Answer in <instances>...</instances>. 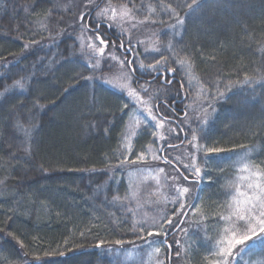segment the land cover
Wrapping results in <instances>:
<instances>
[{"label": "trees", "instance_id": "16d2710c", "mask_svg": "<svg viewBox=\"0 0 264 264\" xmlns=\"http://www.w3.org/2000/svg\"><path fill=\"white\" fill-rule=\"evenodd\" d=\"M63 1L0 0V264H144L148 240H162L165 263L170 264L171 242L184 224L167 233L160 231L161 224L168 228L165 223L175 214L173 203L165 204L164 210L143 203L136 211V199L144 198L154 185H141L137 193H130L125 183L128 173L122 170L128 167L120 137L131 100L103 86V65L93 70L94 59L89 65L76 52V33L82 22L74 19L75 1ZM112 1L98 0L79 21L83 20L97 42V36L103 34L107 45L116 46L121 42L113 30L108 31L106 21H93L96 12ZM124 2L145 18L139 37L150 33L159 47L157 56L150 54L151 61L166 58L167 66L174 70L172 75L178 74L179 61L191 66L205 91L204 111L209 103L217 109L205 132H199L197 124L193 130L205 137L208 147L228 151L208 166L205 178L210 179H204L201 188L196 184L187 211L190 214L197 204H206L200 209L205 216L190 239L187 264H210V247L224 236V227H219L224 221H217L225 214L222 206L228 204L226 194L235 166L246 155V163L253 169H264V0H197L201 6H193L194 11L188 7L192 0ZM64 3L75 8L64 11L59 6ZM179 18L183 24L177 23ZM171 28L177 30L174 35ZM146 72L147 77L153 76L148 69ZM246 76L254 82L243 83ZM174 77L171 84L159 78L148 81L149 88L160 90L155 97L146 98L156 107L154 114L159 112L162 122L167 120L168 132L175 129L180 134L175 123L181 120L168 118H175L172 108L186 106L192 93L181 77L180 82ZM217 85L222 91L224 85L230 86L227 99H208ZM173 100L179 104L174 105ZM193 127L187 128L189 141ZM141 128L128 160L138 156L142 146L153 144L152 129ZM178 134L168 135L162 146L166 151L185 147L184 157L190 160L195 150L187 140L178 145ZM170 145L177 146L168 148ZM203 155L197 153L201 168ZM172 163L184 175L189 174L176 161ZM179 178L184 185L195 184ZM226 179L228 192L223 188ZM148 197H157L153 203L158 204V193L145 199ZM147 213L155 220L143 221L142 230L135 216ZM149 231L153 236L147 235ZM118 239L124 243L116 245ZM110 247L138 255L134 262L111 259ZM253 259L264 264L259 249L246 254L242 262Z\"/></svg>", "mask_w": 264, "mask_h": 264}, {"label": "rangeland", "instance_id": "374dc122", "mask_svg": "<svg viewBox=\"0 0 264 264\" xmlns=\"http://www.w3.org/2000/svg\"><path fill=\"white\" fill-rule=\"evenodd\" d=\"M60 1L64 2L63 0H60ZM74 1H75V5L77 6V8L69 7L68 4H65V3L62 6L61 4H59V6L64 11H67L68 9H71V8H75L74 11H76V16L74 19L78 22H82L81 29L79 30V32L76 33V44H78V49L76 50V52L82 53L81 54L82 60L84 61V63H87L89 65H91V58L94 59L93 60L94 65L99 60L100 63L98 66L103 65V71H102V74L100 75L102 76L101 83L103 84V86H107L112 91L114 92L116 91L117 93L123 96L125 95L129 98V100H131L130 109L127 111V114L123 116L124 131L122 133L123 135L120 137L121 145H122L121 149L123 148V150H125V154H124L125 162L124 163H125V166L128 167L127 169L124 168L122 170L128 173L125 179V183L130 189V193H137L141 185L150 184V185H154V188H152V190H150L148 194L145 195V197L150 196L152 193H155V194L158 193V195H160L158 204L153 203V201L154 202L157 201L156 199L157 197H153V199H151L152 197H148L146 199L145 197L142 199H136V201L139 204L136 211L140 210L138 209L139 206L141 208L144 207L143 203H147L148 207L150 205L152 207L154 206V207H158L164 210L165 204L169 202L170 204L172 203L174 204V207H173L174 209H172V207L171 209L175 210L174 213H176V211L180 209V203L174 202L177 198V193L174 187L173 178H176L175 183L178 184L179 186L188 187L190 189L189 193H186L185 196L181 198V202L185 204V208L181 210L180 212L181 216H183L186 213L184 216L186 217V219L184 220V223H183L184 224L183 229L187 230V234L185 233V231L181 230L178 233V236H176L173 239V242H171V245L173 246V249H174V253H173V260L170 262V264H187L188 253L190 252V249L192 247L190 245L191 244L190 239L193 236L192 234L193 231L197 229V225L199 224V221H201L203 217L205 216L202 210L200 209L203 208L204 206L206 207V204L205 202H203L202 203L203 207H202L201 203H199L197 204L199 205L198 209L197 207H195V209L192 210V213L190 214L187 213L188 209L190 208L189 205L193 203L192 201H193V197L196 194V187H197L196 184L197 183L195 182V177L193 176V174L189 172V174L187 175L188 176L187 181L195 183V184L194 185H191V184L184 185L179 178L180 173H183L182 170H180L179 168L177 169L176 165L172 163L173 161H176L177 164L183 170H185L184 165L191 162V160H188L187 158L184 157V152L187 149L183 147L180 149L176 148L177 150L172 149V150L166 151L167 147L162 146L164 141L167 138H169L168 135H171L173 133L178 134V132L173 131L169 133L168 132L169 128L166 127L165 123H164L163 128L156 129L154 127V122L151 120V117L148 115L149 109H153V115H156L154 114L155 106L149 103L147 105L137 104L135 100L128 95L129 90H139L135 88L137 86L138 88H143L147 90L146 92L138 91V95L140 99L147 100L146 97L148 96L155 97L156 96L155 94L157 91L160 90V87L157 88L156 86H153L152 88L150 86L149 88L146 83H142L141 81L135 82L134 80H128L126 74L130 73L132 71V68L130 67V70H129V67H123L121 64L122 60L134 58L135 67L138 68L141 63H143V65L145 66L143 75H141L139 71H136L135 73H137L139 77L142 76V77L147 78V74H145V72L148 69L147 66L149 64H155L156 62V61H151L152 57L150 54L152 55L156 53L159 54L160 53V50L158 51L159 47H157V43H155L154 37L153 36L151 37L150 33L149 35H146V36H140L141 38L139 37L138 34L140 33L141 30H138V29H140L141 23L145 21V18L144 16H141L138 14L137 12L138 9H134V10L129 9L128 3L124 2V0H121L122 2H117L120 0L109 2L106 4V6H103L100 10H98L99 12H96V16H95V19H93V21H96V22H101V20L106 21L108 31L113 30L117 35L118 42L119 40L121 42L118 45H116L115 48L109 45L105 46V45L100 44L99 42H97L95 37L93 36L90 37L88 33L89 31L86 30V26H85V23H83V20L79 21V17L82 15V13H87L90 10V8L98 2V0H74ZM176 29L178 30L177 27ZM176 29L171 28L170 30L171 35L172 34L174 35L177 32ZM128 41H131V45L128 44ZM122 43L124 44L125 47H129V46L133 47L134 49L133 52L126 53L124 49L120 47ZM101 47L105 48L103 57H101V54L99 52V48ZM84 53L89 54L90 56L89 55L84 56L83 55ZM113 54L116 57L115 60L111 59V56ZM157 54L155 56H157ZM108 64L113 65L111 70L108 69V66H107ZM177 66L178 67L176 68V71L178 72V74L174 73L172 75L173 76L172 81L176 80V78L174 77L175 75L177 76L178 79L181 77L182 80H184L185 85L188 87V90L190 91L189 93H192L189 103H187L186 106L180 107L181 109L180 114H183L184 116L182 118H179V117L177 118L180 119L181 122L175 123L180 131V134H178V137H180V143H177V144L181 145L183 142L187 140L185 139L186 134L188 133L187 128L190 129V127H193L194 125V127L191 129V131H193L195 127L197 128L198 124L203 123L204 117L206 114L204 111L206 104L204 103V98H203L205 91L203 90V88H201L200 82H198L197 78L195 77L194 72L192 71V67L180 61L177 62ZM148 72H150L149 69H148ZM107 81L112 82V84H116L117 87L110 86V84L107 83ZM179 82H180V79H179ZM122 83L129 84L130 88L119 90L118 85ZM139 92H142V94L145 97L141 96ZM183 98L180 99L179 103L181 102V100L183 101ZM158 114L160 113L158 112ZM191 115L193 116L191 117ZM157 118L161 119L159 118V116H157ZM142 125H145V126L147 125L148 128L150 127L152 129V131L153 130L156 131V132L153 131L156 133L155 136L153 135V132L150 131L151 133L150 136H152L150 138L153 140V144L150 143V145L146 147L142 146L141 148L142 150L138 152V156L136 153L132 160H128V158L131 157V155H133L132 148L134 147L136 138L142 133V128H141ZM182 127L184 131L180 130ZM171 129L172 128H170V130ZM191 140H192V136L190 138V141ZM187 142H189V139L187 140ZM176 146L177 145H172V146H168V148L169 147L175 148ZM190 147L192 148V145ZM131 152L132 154L129 155ZM141 156H143L142 159L140 158ZM125 157L127 159H125ZM166 160L170 161V163H167ZM197 163H198V166L201 167V164L198 158H197ZM233 163L237 164V161H233ZM243 163H246V160H244ZM243 163L241 162L238 164V166H235L236 172L233 174L234 180H232L231 188L230 187L228 188L229 183L227 182V179L223 181L224 182L223 188L226 189L225 188L226 186L229 189V192L226 189V191L228 192L227 194L228 198L226 199L225 197V199L228 201V204L225 206L224 205L222 206V209L224 208V210H222L225 213L224 215H229L232 210L231 208H229V205L232 203L231 196L235 194V184H238V183L246 184V182H241L239 180L240 176L248 175L247 172L241 171ZM161 169H163V171H160ZM252 170L255 171V169L253 168ZM207 178H205L204 176V179H207ZM223 179L224 178H221V180ZM201 183L198 186L199 188H201L200 186ZM199 194L200 192H197V196H199ZM143 216L136 214L135 217L138 218L136 223L143 224V221L145 220H148L151 223L155 220L154 215L147 213L146 216L145 214H143ZM170 219H172L176 223H178L179 221L176 219L175 214L174 216L170 217ZM165 225L168 226L167 222L165 223ZM219 227L221 228L224 227L225 229L226 227H229V226L225 222H223L222 225L219 224ZM224 229H223V232H224ZM231 235L232 233L229 232L228 236L225 237L224 235L222 239L226 240L230 238ZM237 238H239V236H237ZM222 239H220L219 241H221ZM177 241H179V244H177ZM218 242L217 244L216 242L213 243L210 247L211 248V251L209 254L210 258L207 257V261L210 264H214V261L217 259V257L213 255L212 253L214 251H218V248L220 246H224V245L219 244ZM166 243L170 247L169 245L170 243L168 241ZM147 244H148V248H147V251L144 257L145 258L144 264H168V263H165L164 255L165 254L167 255V253H165V251L163 250L162 240H155V241L148 240ZM156 248H160L159 253L155 251ZM169 249L171 252L172 248H169ZM118 250L120 249L117 248L116 251H110L109 257L111 259L113 257H117V259H120V260H123L124 258L126 259V261H129L131 259L132 261L136 259V256L138 255L134 251L133 252L132 251L120 252ZM241 264H263V263L257 260L255 261V259H253L252 262H250V260H245Z\"/></svg>", "mask_w": 264, "mask_h": 264}, {"label": "snow or ice", "instance_id": "6c2138e0", "mask_svg": "<svg viewBox=\"0 0 264 264\" xmlns=\"http://www.w3.org/2000/svg\"><path fill=\"white\" fill-rule=\"evenodd\" d=\"M199 8L201 5L197 2V0H192V4L188 5L189 9L191 11H194L195 8ZM173 13H175V10H172ZM127 14V13H125ZM187 15V13H186ZM83 16V14H82ZM178 24H183L184 20L183 18H179L177 20ZM99 29V25L97 26V31ZM97 39H99L100 44L107 46L108 38L104 36L103 34H100L97 36ZM128 44L131 45V41H128ZM113 48H115V44L113 43ZM28 45H25V48H27ZM122 49L126 53L133 52V47H125L122 43L120 45ZM99 52L101 54V57L104 56L105 48L101 47L99 48ZM111 59L115 60L116 57L113 54L111 56ZM100 61L98 60L96 65H91L93 70H95ZM121 64L123 67H131L132 72L127 73V79L128 80H134L135 82H138V78L134 76V73L136 71H139L141 75L144 74V65L141 63L139 67H135V59H126L122 60ZM108 69L111 70L113 67L112 64H108ZM147 68L155 73L157 77L160 76L161 72L164 74H171L174 72L173 69L169 68L167 66V59L163 58L161 60H157L155 64H149ZM88 79H93L92 77H89ZM254 81L250 80L247 76L245 77L243 83L250 84ZM17 84H20V81L16 82ZM107 83L110 84L112 87H117L116 84H112V82L107 81ZM168 84H171V80H167ZM22 86V85H21ZM183 87V84L181 85ZM125 88H130L129 84L122 83L118 85L119 90H123ZM223 91L221 90V86L217 85L215 90L209 94L208 99L210 100H225L227 99V96L225 95L226 92H229L230 86L224 85ZM138 91H144L146 92V89L141 88L140 90H129L128 95L132 97L137 104H143L147 105L149 103V100H141ZM2 96V94H0ZM173 103L175 101L173 100ZM125 107H128L126 104ZM217 111L214 103H209L207 108L205 109V117L203 123L198 124V131L199 132H205L207 129V125L210 122L209 117L212 116ZM148 115L151 117V120L154 122V127L156 129H161L164 127V123L167 122L165 119L163 122L161 119H158L156 115H153V109H149ZM181 131H184L183 127L180 129ZM171 131H175V129H172ZM153 135L155 136L156 133L153 132ZM178 138V137H177ZM187 139V137H185ZM199 141H205V143H200ZM189 143L192 145V148L195 150L193 153L190 154L189 159L191 160L190 163H187L184 165L185 169L192 173L195 177V182L197 184L201 183L204 179V176L207 174L208 166L211 164L214 158L219 157L220 153H223L225 151H228L225 148L222 147H216L211 146L208 147L206 145V139L203 135L198 136L197 130H193L192 133V140L189 141ZM171 146V145H170ZM203 152L204 155L200 157V159L204 163V167L201 168L198 166L197 163V153ZM141 159L143 156L140 157ZM159 158V157H157ZM125 159H127L125 157ZM242 163L244 160L247 159V156L241 158ZM167 163H170V161H167ZM253 166L248 163H243L241 171L247 172V176H240L239 180L244 183H238L235 184V194L231 196L232 203L229 205V208H231V212L229 215H222L219 217L217 223L219 221H224L229 227H226L224 229V235L225 237L228 236V233L231 232L232 235L230 238L224 240L222 239L218 243L224 246H220L218 248V251H214L212 254L217 257V259L214 261V264H241L246 254L249 252H255L257 249L260 250V253L264 255V169H260L259 166H256V170H252ZM160 171H163L161 169ZM180 175L183 176L184 180H188V176L184 175L183 173H180ZM210 179V177H209ZM174 180V187L177 193V198L174 202L180 203V209L176 211V219L180 221L179 224H177L172 219H167L168 228H164L163 224L160 225V231L167 233L170 229L178 228L181 224L184 223L183 217L181 216L180 212L185 208V204L181 202V198L185 196L186 193H189L190 189L188 187H181L178 184L175 183L176 178H173ZM227 195V194H226ZM190 207V205H189ZM197 209L199 208V205L196 206ZM186 214V213H185ZM136 225H134L135 227ZM139 227L144 230L145 226L144 224H140ZM187 234V230L182 229ZM160 233L157 232L156 235H159ZM147 235L149 237L153 236V232L149 231L147 232ZM239 236V238H237ZM143 238V237H141ZM103 241L100 243H97L96 247L99 249L101 248ZM124 242L122 240H116V245H122ZM177 244H179V241H177ZM239 246V247H237ZM108 251H116V249H108ZM155 251L157 253L160 252V248H156ZM63 255V253H61ZM179 255V253H178ZM39 264V262H38Z\"/></svg>", "mask_w": 264, "mask_h": 264}, {"label": "flooded vegetation", "instance_id": "af4514ba", "mask_svg": "<svg viewBox=\"0 0 264 264\" xmlns=\"http://www.w3.org/2000/svg\"><path fill=\"white\" fill-rule=\"evenodd\" d=\"M99 40V39H98ZM100 42V41H99ZM152 74H153V76L151 77V75L149 76V77H142V76H140L139 77V75H138V77H137V74H135V77H137L138 78V81H141L142 83H147L148 81H152V80H154V79H157V78H159L160 79V81L162 82V83H167L166 82V80L168 79V80H172L173 78H172V74H164L163 72H161V74H160V76L159 77H157L156 75H155V73H153V72H151ZM168 75H169V78H168ZM177 104H179L178 103V101H175ZM176 103H174V105L176 104ZM180 111H181V109H180V107H178V105L177 106H175L174 108H172V115L173 116H175V118L174 117H171V118H168V121H175L176 122V117H181L182 118V115H180ZM179 113V114H178ZM174 164V163H173Z\"/></svg>", "mask_w": 264, "mask_h": 264}]
</instances>
